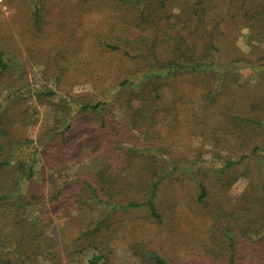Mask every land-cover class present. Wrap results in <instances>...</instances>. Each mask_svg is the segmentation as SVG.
Segmentation results:
<instances>
[{
    "label": "rangeland",
    "instance_id": "rangeland-1",
    "mask_svg": "<svg viewBox=\"0 0 264 264\" xmlns=\"http://www.w3.org/2000/svg\"><path fill=\"white\" fill-rule=\"evenodd\" d=\"M55 1L57 0H40L41 7L44 10L49 9L48 5ZM176 1L163 0L165 6L161 10V16L169 15L170 22L176 24L171 27L170 32L185 34L191 31L195 38L204 36L203 32L210 27H206V30L198 27L196 29L198 24L193 15L197 11L196 0H180L181 3ZM197 1L206 9L205 20L219 24L216 35L219 42L217 46L222 51L219 53V60L223 62L222 66L227 67L223 73L222 84L216 81L215 72L212 70H209L204 78L181 74L170 81L166 78L168 83L162 86L161 95H148L145 104L131 100L132 95L128 90L118 88L116 95L120 97L108 101L103 109L106 124L118 123L122 126V134L118 138L120 144L115 145L111 138L106 145L108 149L113 146L115 153L119 155L117 163L113 166L117 174L124 168H130V159L122 155L124 150L133 148L150 152L145 154L139 151L137 164L129 175L126 174L125 182L140 178L139 174L146 172L147 165L152 166L151 170L154 171L156 167L162 168L161 161L165 159L187 162L184 165L179 164V167L187 169L183 177L175 174L165 180L159 188L157 203L162 219L155 223L145 216L143 209L132 212V225L137 230L134 229L128 234L126 243L115 245L109 257L110 264H141L139 258L132 253L136 249V243L141 242L140 237L143 234L145 237L150 234L151 238L144 241L156 244L157 250H162L166 259L169 258L174 264H227L226 256L222 253L214 260L205 256V249L200 247L202 243H208L212 216L216 205L220 203L226 211H247L252 219L250 222L261 232L254 236L253 232L249 231L242 236L244 221L238 222L235 234L237 264L264 263V135L260 134L256 127L246 128L242 120L259 115V112L250 108V102L254 98L264 102V70L252 71L249 68L244 69L243 65H225L241 56L245 60H252L264 66V0ZM8 2L11 6L10 16L0 11V44L10 56L11 64L10 72L0 84V93L7 84L17 83L15 78L20 74L18 80L28 84L29 90L21 95L22 98H14L10 103L11 113L13 119L22 117L31 123L28 127H23L22 135L31 141L26 147L38 150L35 183L37 186H43L45 196L51 199L56 183L61 181L65 174L71 175L84 169L97 171L103 160L98 156L87 155L82 162L66 164L56 172L50 171L39 152L43 147L59 140L47 142L48 128L56 127L60 130L67 122L62 106L63 101L68 99L67 95H84L93 101L100 100V96L94 93L91 85L78 83L63 86L55 91L56 95L48 96L44 93L55 90L53 83L48 80L50 75L46 74L47 70H54L52 59L56 57V60L61 62L69 39L80 32L76 14L73 13L71 19L69 15L64 14L69 6L59 3L54 13L50 17L48 15V20L52 23L50 22L43 31L42 24L35 27L33 22L34 0ZM182 8L183 14L179 21L177 19ZM33 56H39L40 59L34 61ZM242 83L244 88L241 89ZM231 89L233 95L230 93ZM225 90H228L229 94H226ZM217 92L221 104L208 110L206 103L210 96L213 97ZM100 123L98 111L84 114L74 126V130L67 134L74 139H80L81 136L77 135L79 129L89 127L99 130ZM80 142L77 141V144ZM80 146L82 153L86 154H91L92 150L98 148L96 143L81 142ZM86 147L89 149L85 150ZM241 156L243 159H240ZM218 159L239 160L227 173L234 178L228 189L223 182L217 181L216 172L206 171L208 164ZM143 161L147 162L144 167L139 165ZM189 170L195 174L197 180L206 182L210 190L209 197H212L208 204H201L196 200L197 188L192 177H189ZM61 209L58 217L53 218L54 223L50 229L39 239L45 245L50 242L61 246V255L68 258L69 253L79 247V242L73 238V234L80 220L76 218L74 211L65 212L69 208ZM95 211L99 212L97 209ZM37 215V207L27 209L26 216L32 224ZM83 222L85 223L84 220ZM226 222L216 225L218 240L224 239L222 229ZM142 229H145L143 234ZM206 247L215 250L213 243ZM140 259L143 263L150 264L146 259Z\"/></svg>",
    "mask_w": 264,
    "mask_h": 264
},
{
    "label": "trees",
    "instance_id": "trees-1",
    "mask_svg": "<svg viewBox=\"0 0 264 264\" xmlns=\"http://www.w3.org/2000/svg\"><path fill=\"white\" fill-rule=\"evenodd\" d=\"M4 1L11 9L8 0ZM177 1L181 3L180 0ZM196 2L197 5H194L197 11L193 14L198 24L196 29L206 30V27H210L203 32L204 36L198 38L193 37L191 31L185 34L170 32L171 27L176 24L170 22L169 15L161 16V10L165 6L163 0H57L55 3L51 2L49 9L45 10L41 7L40 0H34L32 15L35 27L42 24L44 31L51 22L48 15L50 17L54 13L59 3H65L69 9L64 14L69 15L70 19L73 13L76 14L80 28V32L69 39L61 62L56 57L52 59L54 70H47L46 74L50 75L48 80L53 83L55 90L44 93L48 96L56 95L55 91L63 86L78 83L91 85L94 93L100 96V100L93 101L84 95H67L68 99L62 105L67 122L60 130L50 127L46 133V137L49 136L47 142H59L43 147L39 154L52 172L64 168L66 164L82 162L87 155L98 156L103 164L97 171L84 169L71 175L65 174L56 183L52 198L46 197L45 188L35 183L38 150L26 147L31 141L22 135L23 127H28L31 123L22 117L13 119L11 113L10 103L14 98H22L21 95L29 90L28 84L18 80L21 74L15 78L17 83L7 84L0 93V264H110L109 257L115 245L126 243L128 234L137 230L132 225V212L143 209L145 216L155 223L162 219L157 203L159 188L175 174L183 177L187 169L179 167V164L187 162L165 159L161 161V170L158 167L156 171L151 170L152 166L147 165L146 172L139 174L140 178L125 182L124 177L137 164L139 151L145 154L150 152L140 148L124 150L122 155L130 159V168H124L117 174L113 166L119 155L115 153L113 146L108 149L106 145L111 138L115 145L120 144L118 138L122 134V126L118 123L106 124L103 109L108 101L120 97L116 95L118 88L128 90L132 95L131 100L145 104L148 95H161L162 86L168 83L166 78L170 81L181 74L204 78L212 70L216 81L222 84L227 67L222 66L223 62L219 60L221 49L218 48L216 38L219 24L205 20L206 9L201 2ZM183 9L177 19L179 21ZM32 58L34 61L40 59L39 56ZM10 64L11 58L0 44V84L10 72ZM225 65H243L244 69L252 71L264 70V66L241 56ZM240 87L244 88V84H240ZM225 92L229 94L228 90ZM230 93L233 95V89ZM258 99L251 100L250 108L259 112V115L242 120L246 128L256 127L264 135V102ZM220 104L217 92L213 97L210 96L206 107L210 110L214 105ZM95 111L100 113L99 130L83 127L77 132L80 139L67 134L74 130L81 115L93 114ZM225 139L229 140L227 137ZM77 141L82 144L96 143L98 148L92 150L91 154L82 153L81 142L77 144ZM240 159H243L242 156ZM238 162L236 159L213 160L206 171L216 172L217 181L223 182L228 189L234 178L227 173ZM146 163L143 161L139 165L144 167ZM190 171L189 177H192L197 188L196 200L201 204H208L212 197H209L210 190L206 182L197 180ZM32 206L38 208L33 224L26 216L27 209ZM222 207V203L216 205L208 230L210 238L207 244L202 243L200 247L205 249L204 255L209 258L215 260L222 253L226 256L227 264H237L235 234L238 222L244 221L242 236L249 231L254 236L261 232L254 228L247 211H226ZM67 208L69 209L65 212L74 211L76 218L80 220L73 234L79 247L70 252L68 258L61 255V246L50 242L45 245L39 239L50 229L59 210ZM95 209L99 212L96 213ZM222 222L227 223L222 229L224 239L218 240L216 225ZM144 232L145 229H142V234ZM149 238L150 234L146 237L143 234L132 255L139 258L141 264L145 263L140 257L150 264H174L169 258L166 259L162 250H157L156 244L146 242ZM210 243L215 245V250L206 247Z\"/></svg>",
    "mask_w": 264,
    "mask_h": 264
},
{
    "label": "built area",
    "instance_id": "built-area-1",
    "mask_svg": "<svg viewBox=\"0 0 264 264\" xmlns=\"http://www.w3.org/2000/svg\"><path fill=\"white\" fill-rule=\"evenodd\" d=\"M0 11L5 15H9L11 13V9L6 5L4 0H0Z\"/></svg>",
    "mask_w": 264,
    "mask_h": 264
}]
</instances>
